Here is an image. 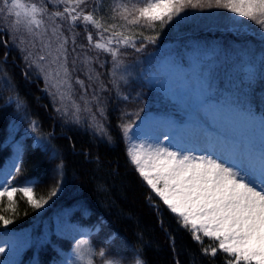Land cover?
Wrapping results in <instances>:
<instances>
[{"label": "trees", "instance_id": "16d2710c", "mask_svg": "<svg viewBox=\"0 0 264 264\" xmlns=\"http://www.w3.org/2000/svg\"><path fill=\"white\" fill-rule=\"evenodd\" d=\"M22 2L44 3L50 13L63 11L66 6L57 4L56 0ZM117 2L120 0H86L81 8L89 12L102 4L106 11L94 14L107 17ZM187 12L191 14L179 24L172 23L163 30L157 24L156 29L162 35L156 44L146 45V51L137 54L131 48L122 49L126 53L121 58L127 72L117 73L125 78L115 85L111 56L90 46L87 40L89 34L93 36V44L100 40L97 35L100 30L85 25L82 20L69 29L66 20L56 18L68 41L70 70L76 59L72 98L82 110L79 124L74 122L71 102L67 103V114L56 111L52 98L44 90V78L37 74L35 66L27 67L23 58L27 52L22 53L0 25V169L12 164L20 142L24 146L23 171L14 177L12 186H24L27 178H37L34 191L39 198L47 196L57 180L62 179L61 191L43 209L31 208L22 194H17L14 223L0 225V237L8 236L17 253L10 256L5 243L0 264H5L6 259H12L15 264H60L72 257V245L81 237L93 243L97 253L94 264H104L107 260L113 264H136L137 260L146 264H226L229 258L226 254L218 251L213 257L203 251L216 247L218 242L207 237L195 241L191 232L178 224L175 214L151 192L130 162L128 142L121 131L122 124L137 121L138 109L141 116L148 112L178 114L176 106L146 79L147 66L151 67L161 51L171 53L184 65L188 64L189 56L196 55L210 95L230 97L238 108L259 114L264 120V80L257 78L249 87L244 63L246 50L259 56L264 47L258 35L259 26L239 18L249 25V30L238 31L228 19L233 17L232 13L225 9H188ZM45 20L52 23L47 17ZM114 22L122 23L108 19L105 26ZM141 30L145 35L155 34L146 26L132 28L134 32ZM73 34H76L75 44ZM15 39L19 43V36ZM32 51L35 55L37 50ZM85 56L90 58L89 63H84ZM77 79L84 82V87L75 83ZM16 94L26 105L24 112L17 110L14 102L6 103ZM94 96L106 101V118L97 112ZM86 107L96 114L97 125L104 126L111 142L89 126L92 121L90 114L83 111ZM33 120L39 126L36 133L28 127ZM45 136L48 150L38 143V138ZM57 165H61L59 172ZM12 172L15 173V168ZM6 205L5 198L0 203V214L10 216L11 213L2 211ZM101 248L107 252L103 258L98 255Z\"/></svg>", "mask_w": 264, "mask_h": 264}, {"label": "snow or ice", "instance_id": "6c2138e0", "mask_svg": "<svg viewBox=\"0 0 264 264\" xmlns=\"http://www.w3.org/2000/svg\"><path fill=\"white\" fill-rule=\"evenodd\" d=\"M57 4L66 5L63 11L49 12L46 4L31 3L26 5L22 0H0V21L3 30L9 33L10 39L22 52H27L23 58L28 68L35 66L38 75L45 81L44 90L52 98L53 105L58 113L67 114V103L71 102L74 122L81 123V108L72 98L73 84L72 72L75 71L76 59H73V68L68 67L67 38L62 32V24L56 23V18L67 21L69 29L75 27L76 22L82 20L85 25L91 24L100 30V37L93 44V36L89 34L87 40L90 46L102 50L112 58V75L114 85L118 80H123L126 73L125 61L121 58L122 49L131 48L139 54L146 51V45L156 44L161 31H157L156 25L163 30L172 23L179 24L187 18L188 9H225L235 17H229L233 27L238 31L247 33L249 25L239 18H246L259 26L258 35L261 44L264 45V0H142L139 3H128L120 0L110 8V16L95 15L97 11L104 13L101 6L93 11L85 12L81 5H86V0H57ZM15 17V19H13ZM45 17L52 23L46 22ZM122 21V23H108L107 20ZM147 27L154 35H145L144 31H132L134 27ZM25 34L27 40L25 39ZM19 36V43L16 37ZM73 34V44H75ZM30 47H25L24 45ZM139 45V46H137ZM81 48L84 46L81 45ZM33 49L36 54L33 55ZM75 52V48H73ZM246 65V83L250 87L257 78L264 80V47L259 56L252 51L244 52ZM7 53H5V58ZM139 57L137 56V60ZM90 58L85 56L84 63H89ZM6 75V74H5ZM10 82V77L8 78ZM93 77L89 75V80ZM150 81H157L155 74H149ZM76 84L84 87V82L77 79ZM103 88V85H101ZM139 95V94H138ZM127 99V96L124 97ZM97 104V112L106 118V101L94 96ZM15 103L17 110L24 112L26 105L19 95L10 96L6 103ZM88 101H85L87 105ZM59 104V106H57ZM83 111L90 114V127L98 134L108 137L102 124L97 125L96 114L90 108ZM141 110L135 113L136 124L133 120L121 125L124 137L139 140L127 149L130 162L135 166V171L146 182L152 193L163 202V205L175 214L178 224L191 232L192 238L200 242L202 237L216 241L217 246L204 249L205 254L213 257L218 251L229 257L226 264H264V152H249L230 159H221L210 154L195 155V151L170 146L169 136H151L136 133L135 129L142 122ZM123 116L124 113H121ZM32 133L38 131L36 121H30L28 125ZM27 135V133H26ZM48 137L38 138L40 147L48 150ZM168 141V144L164 142ZM175 149V150H174ZM24 146L17 142L16 154L13 163L0 169V203L7 199V205L2 210L12 215L0 214V225L8 226L14 223V217L18 207L17 194H22L26 203L33 209H43L53 197H56L62 189V179H58L56 186L47 196L39 198L35 195L37 178H27L24 186H12V180L22 173V156ZM55 155V150L52 152ZM15 168V173L12 172ZM57 171H61V165H57ZM151 201V197L148 198ZM154 207H158L154 205ZM9 255L17 253L16 247L6 241ZM5 252V247H0V253ZM72 257L60 264H94L97 253L93 243L81 237L72 245ZM107 254L101 248L98 255L103 258ZM15 264L12 259H6L5 264ZM104 264H113L107 260ZM136 264H146L137 260Z\"/></svg>", "mask_w": 264, "mask_h": 264}, {"label": "rangeland", "instance_id": "374dc122", "mask_svg": "<svg viewBox=\"0 0 264 264\" xmlns=\"http://www.w3.org/2000/svg\"><path fill=\"white\" fill-rule=\"evenodd\" d=\"M232 15L235 17V14ZM200 64L196 55L189 56L186 65L176 61L166 51L156 56L151 67L147 66L145 75L147 79L149 74H155L158 80L149 83L147 79V82L176 106L178 114L149 112L142 116L139 128L135 129L134 125V131L151 136L161 135V140L166 134L170 146L193 150L195 155L210 154L230 159L249 152H264L262 117L238 108L230 97L215 98V94L210 95ZM139 123L137 120L136 124ZM126 139L128 148L139 143V140L129 142ZM4 242L5 239H0V245Z\"/></svg>", "mask_w": 264, "mask_h": 264}]
</instances>
